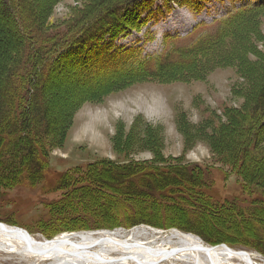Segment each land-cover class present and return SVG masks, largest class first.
Here are the masks:
<instances>
[{
  "label": "trees",
  "instance_id": "trees-1",
  "mask_svg": "<svg viewBox=\"0 0 264 264\" xmlns=\"http://www.w3.org/2000/svg\"><path fill=\"white\" fill-rule=\"evenodd\" d=\"M76 1L54 21L50 12L58 0H0V191L33 189L46 179L54 184L57 195L42 203L46 213L36 223L46 238L143 223L264 254V52L255 48L264 1L241 6L193 40L168 38L160 54L136 61L115 50L113 41L142 27L137 0ZM63 63L84 84L80 95L61 103L71 92L55 94L59 87L51 77ZM221 67L235 70L234 94L243 101L223 109L224 122L213 124L211 117L196 134L209 138L214 163L239 177L234 198H215L205 167L160 156L158 141L135 131L113 137L116 161L51 168L50 155L64 145L83 102H99L135 83L202 79ZM135 141L151 148V160L132 157Z\"/></svg>",
  "mask_w": 264,
  "mask_h": 264
},
{
  "label": "rangeland",
  "instance_id": "rangeland-1",
  "mask_svg": "<svg viewBox=\"0 0 264 264\" xmlns=\"http://www.w3.org/2000/svg\"><path fill=\"white\" fill-rule=\"evenodd\" d=\"M256 1L259 0H137L133 7L143 21L142 27L140 30H127L120 34L113 41V46L120 53L127 52V57L135 61L155 56L162 52L167 42H170L166 39L193 40L206 26L212 25L241 6ZM173 3L180 8L176 9ZM77 5L76 0H58L50 12L52 20L58 21L66 17ZM7 22V26L10 27L11 22L9 20ZM257 30L262 39L255 41L256 52H264V17ZM158 33L162 34L159 36ZM63 64L64 66L58 67L51 77V82L59 87L55 94L60 95V90L68 88L67 91L71 92L59 99L61 103L66 98L68 101L71 95L72 97L80 95L84 82L76 70L69 68L67 63ZM238 82L239 78L234 69L221 67L211 70L202 79L189 82L135 83L106 95L99 102H83L74 111L72 125L64 145L54 149L50 155L51 168L63 170L101 158L116 161L118 158L113 148V137L117 133L124 136L129 131H135L140 135L150 134L152 141L156 139L160 156L167 159L181 158L184 164L197 163L205 167L211 194L219 200L232 199L237 191L240 193L239 177L233 173L227 174L226 168L214 163L209 138L197 135L199 131L196 129L211 117L213 124L224 122L226 118L223 109L226 106L241 105L242 97L234 94L235 84ZM89 85L90 83H87V86ZM76 86L78 88H75ZM146 127L154 131L146 132ZM206 128L208 131L212 129L210 125ZM129 149L135 160L153 158L151 148L140 141L133 142ZM46 180L33 189L27 188L13 193L0 191V223L17 227L23 233L37 239L49 240L60 234L76 231L130 230L142 226L158 229L153 225L141 223L130 228L120 226L114 229L67 230L52 238H46L36 223L46 213L42 203L54 199L57 195L52 190L54 184ZM159 229L166 231L177 228ZM178 230L191 233L208 245L227 246L248 252L257 259H264V254L254 248L240 244L214 245L197 233L179 228ZM0 254V264H22L16 258ZM11 258L13 260H10Z\"/></svg>",
  "mask_w": 264,
  "mask_h": 264
},
{
  "label": "bare ground",
  "instance_id": "bare-ground-1",
  "mask_svg": "<svg viewBox=\"0 0 264 264\" xmlns=\"http://www.w3.org/2000/svg\"><path fill=\"white\" fill-rule=\"evenodd\" d=\"M0 253L22 264H264L248 252L211 246L191 233L143 226L76 231L49 240L0 223Z\"/></svg>",
  "mask_w": 264,
  "mask_h": 264
},
{
  "label": "water",
  "instance_id": "water-1",
  "mask_svg": "<svg viewBox=\"0 0 264 264\" xmlns=\"http://www.w3.org/2000/svg\"><path fill=\"white\" fill-rule=\"evenodd\" d=\"M25 231V230H24Z\"/></svg>",
  "mask_w": 264,
  "mask_h": 264
}]
</instances>
